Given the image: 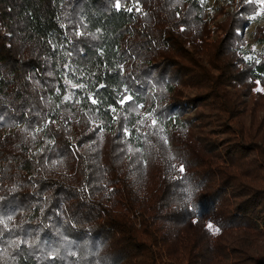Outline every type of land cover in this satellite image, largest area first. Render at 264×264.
<instances>
[{
	"label": "trees",
	"instance_id": "obj_1",
	"mask_svg": "<svg viewBox=\"0 0 264 264\" xmlns=\"http://www.w3.org/2000/svg\"><path fill=\"white\" fill-rule=\"evenodd\" d=\"M201 1L0 0V264H264V37L237 43L249 0Z\"/></svg>",
	"mask_w": 264,
	"mask_h": 264
},
{
	"label": "rangeland",
	"instance_id": "obj_2",
	"mask_svg": "<svg viewBox=\"0 0 264 264\" xmlns=\"http://www.w3.org/2000/svg\"><path fill=\"white\" fill-rule=\"evenodd\" d=\"M236 1L237 0H233V2H232V0H203L201 2H202V5H203L205 11H207L209 16L211 17L210 20L217 22V21H222L224 19L223 12L224 11H230L232 9V4ZM249 1L252 2V4H253V7H254L253 13L245 16V20L241 25V29L237 30V35L239 36L237 43L241 47L245 48L249 54L256 55L260 51V44L257 43V41H256L257 37L260 34H263V37H264V3H262V0H249ZM194 30L195 29L193 28L192 31H194ZM258 30L261 32L260 34L257 33V32H259ZM191 51H192V49H191ZM189 53L196 60L195 56H193V51H192V53L191 52H189ZM181 60H183V59H181ZM177 61L178 60H175L173 65L174 66H181L180 64H186L183 67L187 68V73H188V80H185V79L183 80L182 79L183 77L181 76L180 78H178V82L182 84L183 83L182 81H184L185 85H191L190 82H193L195 74L198 73V69L195 66L189 65L187 63L179 62V61L177 62ZM220 61H221V64L226 63L225 60H223L222 58ZM179 69H180V67H179ZM173 71H174L173 69H170L171 73H174ZM164 77H173V76L169 75V74H165ZM169 80H171V78ZM178 86H180V85H177L176 87H178ZM242 86L244 87V86H246V84H242ZM243 87H236L235 90L239 91L238 93L241 92V96L239 97V100L245 101L246 104H249L248 97L245 95H242ZM201 88L204 89L205 86L201 87ZM249 89H250V91H255V90L263 91L264 87L254 85V86L249 87ZM197 91H201V89L200 88L198 89L197 87L194 89V86L186 87L183 89V91L177 92L176 97H182L183 95H186V93H187V95H190L192 97V96H194L195 93H197ZM171 95H172V97H174L173 93ZM257 109L259 110L258 113L261 114L262 109L261 108L259 109L258 106H257ZM193 113H195V108L192 107L190 104L189 110L185 113V115H188L187 118L192 119ZM144 116L146 117L147 113H145ZM20 126L21 125H17L16 127H20ZM35 130L39 131V128H35ZM186 135L188 136L187 138H180L181 136L180 135L177 136L176 134L172 135V136H167L164 140V145L159 141V139L157 137H153L152 135H150L151 139L154 143V146H153V150L150 152V154L148 156L149 161L147 162V165L145 166V168H144V166L141 165V163L138 160H133L131 158V156H128L129 164L134 165L137 168L136 173H133L131 175L128 174V171H129V169H131V166L126 168L127 169L126 181L129 184V186L133 189L134 183L132 181L133 180L136 182L140 181L142 184L145 185V190H147V191H145V194L147 192L151 191V189L155 188L156 187L155 182L157 181V180L154 181L155 175H156V173H154V171L157 169V167H156L155 163L153 162V157H154L155 152H156L155 140L157 142L161 143V147L158 150V151H161V153L169 151L167 148H170L172 145L175 148H177L178 142L179 143L185 142L189 146L192 145L193 150H195L197 148V146H195V143L193 142V139H192L193 136L195 135V131L194 130L186 131ZM103 144L104 143H102V145ZM118 145H119V147H121V144H118ZM177 150H180L181 153L184 152V150H181V149H177ZM123 151L127 155V150L125 148ZM173 165L180 167L179 162L173 163ZM58 169L59 170L61 169V171L64 170L66 177L73 180L74 178H76L74 176H75L76 171H78V166H77V163L70 162L66 168H61V166H58ZM133 172H134V170H133ZM141 189H142V191L144 190L143 187H141ZM138 193H140V192L138 191ZM120 207H121V205H118V204L116 205L117 211H119V209L121 210ZM122 213H123V215H125V214L128 215L125 209H122ZM128 219L130 221H132V217L129 215H128ZM134 227L136 229H138L140 226L134 225ZM137 234L140 236L139 232H137ZM146 258H148V256L143 257V259H144L143 263L147 262L145 260Z\"/></svg>",
	"mask_w": 264,
	"mask_h": 264
},
{
	"label": "snow or ice",
	"instance_id": "obj_3",
	"mask_svg": "<svg viewBox=\"0 0 264 264\" xmlns=\"http://www.w3.org/2000/svg\"><path fill=\"white\" fill-rule=\"evenodd\" d=\"M262 3H264V0H262ZM116 6L119 8V7H120L119 3H117ZM94 102H95V101H94ZM153 123H155V121H153ZM181 170H183V169H181ZM209 227H211V225H209Z\"/></svg>",
	"mask_w": 264,
	"mask_h": 264
}]
</instances>
